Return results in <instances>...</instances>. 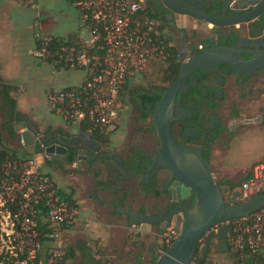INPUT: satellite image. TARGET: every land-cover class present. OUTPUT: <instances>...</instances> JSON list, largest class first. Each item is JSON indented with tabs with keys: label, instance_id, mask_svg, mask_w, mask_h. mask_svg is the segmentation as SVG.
<instances>
[{
	"label": "flooded vegetation",
	"instance_id": "1",
	"mask_svg": "<svg viewBox=\"0 0 264 264\" xmlns=\"http://www.w3.org/2000/svg\"><path fill=\"white\" fill-rule=\"evenodd\" d=\"M188 1L203 7V13L220 25H227L242 16L230 12L237 10L238 2L219 3L211 8L204 0ZM144 2L165 30L166 39L175 53L172 63L158 69L153 85L141 77L133 83L134 87L123 93L124 111H120L109 134L99 133L102 140L80 130L72 134L65 128L54 129L48 135L49 144L60 145L67 151L63 160H55L62 171L89 178L90 190L105 189L106 183L100 180L102 175L115 178L110 187L120 181L113 188H117L113 202L118 204L116 210L121 211L126 222H129L130 213L158 219V224L151 225L155 228L153 237L144 231L134 234L136 238L129 243L125 253L131 264H153L154 256L166 249L167 230L176 227L179 217L192 206L195 198L192 190L185 200L172 201L170 197V190L181 193L183 186L171 173L159 169L161 140L156 127L157 111L170 114L173 139L181 146L199 151L201 158L208 162L211 177L226 203L234 199L221 184L230 174L214 163L218 161L226 167L225 160L235 143L252 133L264 132V67L257 68V64L264 62V12L250 23L218 27L212 22L177 15L166 8L162 0ZM255 5H264V0H257ZM210 50H230L232 53L220 55L216 62H213L216 57L210 55L198 66L186 67L181 73L184 63ZM226 60H232L242 72H234ZM166 94L167 100L162 102ZM247 158L264 160V151L253 152ZM65 165L67 169H64ZM242 172L232 173L238 178L232 193L239 194ZM141 235L143 238L139 240ZM222 243L212 242L204 258L200 243L192 264H210V254L221 259L212 264H237L233 232L225 241L228 253L219 252L225 248ZM99 264L111 262L104 260Z\"/></svg>",
	"mask_w": 264,
	"mask_h": 264
},
{
	"label": "built area",
	"instance_id": "2",
	"mask_svg": "<svg viewBox=\"0 0 264 264\" xmlns=\"http://www.w3.org/2000/svg\"><path fill=\"white\" fill-rule=\"evenodd\" d=\"M65 1L77 11L75 29L65 36L36 35L30 55L54 69L82 73L73 84L48 94V111L70 127L106 133L115 127L124 108L123 93L145 73L157 72L165 64L171 44L144 0ZM33 138L42 149L37 155H43L42 133L36 132ZM19 167L18 171L12 168L15 178L0 188V255L24 257L15 264H59L68 246L64 231L86 229L92 221L78 203L58 195L36 155ZM238 192L239 203L264 193V161L252 165ZM38 205L45 210L42 228ZM230 224L237 264H264V208ZM128 232H142V225H130ZM177 237L171 226L165 247Z\"/></svg>",
	"mask_w": 264,
	"mask_h": 264
},
{
	"label": "water",
	"instance_id": "3",
	"mask_svg": "<svg viewBox=\"0 0 264 264\" xmlns=\"http://www.w3.org/2000/svg\"><path fill=\"white\" fill-rule=\"evenodd\" d=\"M162 1L166 8L177 15L193 17L206 23L212 22L218 27L250 23L264 12V5L260 7L255 5L257 0H204L206 5L211 8L216 7L219 3L224 5L225 2L228 4L233 1L238 2L237 10H230V12L242 16L232 19L233 21L227 25H220L203 13V7L199 8L193 5L191 1ZM247 6L249 7L245 9ZM230 53H232L230 50L203 52L184 63L181 73L186 67L198 66L210 55L216 57L213 61L216 62L220 55L224 56ZM225 63L232 66L234 72H242L232 60H226ZM258 67H264V62L257 64ZM167 95L164 96L162 102L167 100ZM155 119L161 140V148L158 150L159 169L171 173L172 177L183 186L181 193L178 190H170L172 201L176 199V201L185 200L190 190L194 192L195 198L192 206L183 211V216L178 219L175 227L178 237L160 256H154L153 264H192L200 243L203 244L201 248L202 258L207 255L209 245L214 241L224 242L222 246L225 248L219 249V252L228 253L225 241L228 236L232 235L233 227L230 222L262 210L264 208V193L239 203L237 201L239 194L234 191L231 196L234 200L226 203L219 186L211 177L208 162L201 158L200 152L181 146L173 139L168 111H157ZM14 131L19 133L20 144L24 149L34 150L38 148L39 144L34 140L31 130L26 128L23 123L15 124ZM45 144L44 154L46 157L64 159L67 153L65 148L60 145L49 144V139L45 140ZM158 223V219L150 216L129 214V225H156Z\"/></svg>",
	"mask_w": 264,
	"mask_h": 264
},
{
	"label": "rangeland",
	"instance_id": "4",
	"mask_svg": "<svg viewBox=\"0 0 264 264\" xmlns=\"http://www.w3.org/2000/svg\"><path fill=\"white\" fill-rule=\"evenodd\" d=\"M14 1L26 4L23 0ZM28 4L31 5L29 2ZM28 4H26L27 7H18L15 2L10 0H0V78L4 83L23 87L21 90L17 87V92L12 94L18 110L33 115L41 124L63 125L59 117L48 112L47 93L51 88L59 90L73 84L82 76V73L67 70L53 73L52 66L32 58L30 55L33 47L31 36L33 28L35 35L54 33L61 36L73 32L77 24V11L65 0H38L37 8L34 9H30ZM32 5L34 4L32 3ZM36 15H39V18H36ZM29 27H32V30ZM20 35L23 36L21 37L22 42H19ZM143 77L149 85H153L156 83L157 72L156 70L148 71ZM26 117L32 123V119L29 116ZM3 137L7 138L4 134ZM27 151L31 150L27 149ZM242 164L247 166L249 160ZM20 167L14 166L13 169L16 168L15 171H18ZM54 168H56L55 171L48 164H43L40 169L42 172L49 173L52 181L62 191H73L75 197V192H77V195L82 197L86 185L85 177L68 171L66 172L69 175L63 177L62 168ZM64 169H67L66 165ZM247 171L245 172L247 173ZM237 180L238 178L234 177L232 181ZM4 187L5 185L2 186V189ZM76 199L79 201L77 197ZM80 204L83 209L87 210L82 202ZM87 214L92 216L91 213L87 212ZM93 222L92 219V224L86 229L78 227L73 233L64 235V240L68 245H73L78 240L86 241L92 251L100 253L95 255V259L102 257L105 260L104 257H109L111 264H114V258L110 257L114 252L110 253L112 250H110V246H105V240L100 242V238L97 239ZM95 222L97 223L98 220L95 219ZM103 232L104 229L99 231L102 235ZM104 253L105 255H103ZM208 259L212 264L216 260V256L210 254ZM69 264H78V260H72Z\"/></svg>",
	"mask_w": 264,
	"mask_h": 264
},
{
	"label": "crops",
	"instance_id": "5",
	"mask_svg": "<svg viewBox=\"0 0 264 264\" xmlns=\"http://www.w3.org/2000/svg\"><path fill=\"white\" fill-rule=\"evenodd\" d=\"M10 1H12L13 3L15 2L18 7H22V6L27 7L26 4H28V2H29L31 4L30 6L28 4L30 9L31 8H33V9L37 8V2H38V0H23L26 2V4H22L21 2H17L14 0H10ZM32 3L34 5H32ZM36 18H39V15H36ZM183 22H185V21H183ZM29 29L32 30V27H29ZM163 30H164V28H163ZM32 31H33V33L31 36V40H32L33 47H34V39L36 37V35L34 34V28ZM164 33H165V30H164ZM61 36H65V35H61ZM21 37H23V36L20 35L19 42H22ZM33 47H32V49H33ZM43 63H45L49 66H52L49 63H46V62H43ZM52 69H53V73H59L61 71L58 69H54L53 66H52ZM65 87H67V86H65ZM18 88H19V90H21V88H23V87H18ZM62 88H64V87H62ZM62 88H60V89H62ZM51 91H54V89L51 88L49 90V92L47 93V96ZM16 110L19 113L23 114L25 117L29 116L30 119H32V123L30 122V127L32 129L31 130L32 136H34V134L36 132H41L42 136H43L44 131H50V133H53L52 131L54 129H57V128L69 129V130H71L72 134L75 132H78L77 130H80L87 135L92 134V133H89L87 131L82 130L81 128L78 129V128H75L73 126L70 127V126L66 125L63 121H62L63 125L41 124L40 122H38V120L33 115H30L26 112H21L20 110H18L17 106H16ZM51 115H53V114H51ZM113 129L107 131L106 134L107 133L109 134L110 131H112ZM25 150H27V149H25ZM258 151L259 152L264 151V132L252 133L247 138H244V139L240 140L239 142L235 143L234 146L232 148H230L229 153H228V157L225 160L226 167L223 168L222 165L218 161L215 162L214 165L217 168L221 169L222 171H227L230 174L228 177L229 178L228 181L234 180L235 175L232 174L233 172H236L239 170L243 171L241 176H240V180H241L242 178L247 177L249 175L250 168L252 167L253 164H255L257 162L264 161V160H259V161L249 160V164L247 166L242 164V163H246L248 161L247 157L249 155H251L253 152H258ZM35 155L37 156L38 161L40 162V168L44 164V159L48 160V162H49L48 165L50 166V168L54 169L53 171L56 170V168H54V167L62 168L59 165L60 163L55 161V160H60V159H54V158L46 157L44 153H43V155L41 154L40 156H38L37 154H35ZM246 170H248L247 173L245 172ZM43 173H45V172L43 171ZM63 173H64V174H62L63 177H65L66 175H69L68 172H63ZM45 174L52 181L50 174L47 172ZM100 180L104 181L106 183L105 189H98V190L92 189V190H90L89 189V183L91 182V180L89 178H85L84 181L86 182V185H85V188L83 191V196L81 197V196L77 195L78 194L77 192H75L76 197L78 198L79 201H77L76 197L74 196L73 191H71V192L70 191H62L58 187V185H56L53 181H52V183L54 184L55 188L57 189V192H63L64 194H66L68 196L67 198H69V200L78 203V205L80 206L84 216H86L88 219L92 218L94 222H95V219L98 220V222H97L98 224L96 222L95 223L93 222V224H95V228H96L95 229V232L97 234L96 236H98L97 239L100 238V242L105 240V242H106L105 246H107V245H108V247L110 246V250H112L110 253L114 252V254L112 256H110L112 259L114 258V264H116V263L117 264H131L130 257L126 256L125 253L129 249V243L132 240H134L136 238V236H134V234L128 232V227L130 225L128 224V222L125 221L121 211L119 212L116 210V206H118V204H116V202L115 203L113 202L114 201L113 198L115 197V194H116L115 191L117 190V188H115V189H113V188L118 186L120 181H116V186L113 185V187H110V185L114 184L115 178L108 177V175L106 177L104 175H102L100 177ZM232 182H234V181H232ZM58 195L60 196L59 193H58ZM80 202H82L86 206L87 210H85L81 207ZM119 207H122V205H119ZM87 212L91 213L90 215H92V216L90 217L87 214ZM92 219H89V220L92 221ZM75 229L76 228H74L72 230H65L64 235H67L68 233H73V231ZM99 229L100 230L104 229L103 235L99 233V231H100ZM142 231H144V233L146 235H148L149 237H153L155 235V228L152 227L151 225H143ZM103 236H104V239H103ZM138 238H139V240L142 239L143 235L138 236ZM86 245H87V242H86ZM46 246H48V244H46ZM98 254H100V253L98 252ZM98 254L96 252V255H98ZM103 255H105V253ZM114 255H116V256L113 257ZM104 258H105V260H108L109 262H111V259L109 257H104ZM99 260L104 261L102 257H100ZM216 260H221V259L216 258ZM69 262L70 261H67L66 264H69Z\"/></svg>",
	"mask_w": 264,
	"mask_h": 264
},
{
	"label": "trees",
	"instance_id": "6",
	"mask_svg": "<svg viewBox=\"0 0 264 264\" xmlns=\"http://www.w3.org/2000/svg\"><path fill=\"white\" fill-rule=\"evenodd\" d=\"M150 15L158 20L156 15L151 13ZM167 54L168 56L165 61L166 66L172 63V55L174 57L175 53L171 48H169L167 50ZM165 74H167V72ZM127 87L128 85H125L126 89ZM17 89L18 88L16 85L4 83L0 78V188L15 178L14 173H11L14 166L17 167L26 160L32 158L33 155L42 153V149H40V147L32 151L23 149L20 144V135L18 132L14 131V125L19 123H23L26 128L32 130L27 117L16 110V100L14 97H12V94L17 92ZM81 129L85 130L84 127ZM91 133V136L102 140L99 132L94 131ZM3 134L7 136L6 139H4ZM49 134L50 131L43 132L41 142L44 146H46L45 140L48 139ZM70 162H72V160H70ZM44 164H49L47 159H44ZM246 178L247 177H244L239 181V186ZM221 185L227 187L229 195H231L234 188H236V184L228 180H223ZM58 193L62 199L69 200V198H67L68 196L63 192ZM44 217L45 210L41 205H38L37 220L39 228L44 226ZM95 255L96 252L92 251L90 247L86 245L85 241L78 240L73 245L67 246L66 254L59 264H66L67 261H72L75 259L78 260V264H99L100 260L95 259ZM23 258L24 257H19L18 259L7 257L2 258L0 255V264H15L16 261L20 262L23 260Z\"/></svg>",
	"mask_w": 264,
	"mask_h": 264
}]
</instances>
